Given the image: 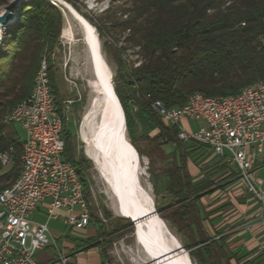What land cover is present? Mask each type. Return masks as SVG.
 <instances>
[{"label": "trees", "instance_id": "16d2710c", "mask_svg": "<svg viewBox=\"0 0 264 264\" xmlns=\"http://www.w3.org/2000/svg\"><path fill=\"white\" fill-rule=\"evenodd\" d=\"M144 1L140 11L134 9L133 16L120 22L130 30L129 40L138 45L143 60L129 74L122 72L123 62L118 60L117 74L123 88L114 83L113 93L124 115L133 153L146 155L151 162V152H144L135 141L132 100L140 106L137 114L143 123L148 128L160 129L154 139L167 142L175 136L179 147L177 128L166 125L151 103L162 101L165 106H179L187 95H231L246 85L264 80V0H231L225 7L221 5L229 0ZM5 3L7 0H0V5ZM60 26L61 17L55 7L46 0H28L22 3L18 17L1 40L0 153L12 145L14 163L3 171L0 162V191L20 173L23 140L16 137L12 123L5 120L8 110L30 93L40 58L44 51L51 53ZM97 29L103 37L102 29ZM9 40L13 49L5 50L3 46ZM134 84L138 87H133ZM52 92L55 102L59 103L57 91L52 89ZM57 109L62 111V104H57ZM65 129V159L75 166L87 188L82 174L85 161L74 158L70 132ZM180 151L176 156L172 150L167 156L171 164L165 170L168 180L164 190L171 198L166 205L169 212L163 217L181 230L191 231L194 225L196 235L190 236L186 246L197 264H206L207 257L224 256V246L202 233L195 201L209 186L205 180L192 181L184 151Z\"/></svg>", "mask_w": 264, "mask_h": 264}, {"label": "built area", "instance_id": "2783aa9c", "mask_svg": "<svg viewBox=\"0 0 264 264\" xmlns=\"http://www.w3.org/2000/svg\"><path fill=\"white\" fill-rule=\"evenodd\" d=\"M57 104L61 103L54 102L48 90L45 63L30 100L11 112L10 120L25 130V151L21 173L0 194V264H37V252L50 243L49 219L60 218L72 231L91 221L64 156ZM151 106L167 125L177 128L178 140L205 144L235 164L247 189L261 198L252 173L264 161V83L258 80L231 96L187 95L179 106H165L162 101ZM12 147L0 156L2 166L12 161ZM40 212L45 221L35 217ZM53 245L57 262L67 264L64 250Z\"/></svg>", "mask_w": 264, "mask_h": 264}, {"label": "rangeland", "instance_id": "374dc122", "mask_svg": "<svg viewBox=\"0 0 264 264\" xmlns=\"http://www.w3.org/2000/svg\"><path fill=\"white\" fill-rule=\"evenodd\" d=\"M46 1L48 5L55 7L59 11L61 26L51 53H46V51H44L42 57L45 55L48 61V75L50 81H52V84H50L51 88L57 91L59 103H63L64 109L68 112L66 126L67 130L70 132V141L72 143L74 158H82L85 161V163L82 164V174L86 179L87 188L85 187V192L92 221L87 228L97 230L96 236L97 239H99L100 247L103 251L108 252L106 259L109 261V264H153L151 259L148 260L147 253L142 244L135 239V225L131 222L130 218L120 212L122 205L110 192V189L95 167L94 161L85 154L86 147L84 143H82L81 135H79L82 117L89 107L90 98L92 96L89 81L97 79L100 73L95 67L91 55L88 52L83 34L85 27L82 25L78 15L83 17L92 29L99 51L112 72V85L118 83L123 88L122 80L117 74L118 60L122 59V72L129 74L143 59L138 51V45H135L133 41L129 40L130 30L125 28L120 22L133 16L135 11H140L145 1ZM11 2H15L17 7L14 10L15 16L10 24L18 17L22 3H26L28 0H7V3L0 5V11ZM230 3L231 0L225 1L221 6L225 7ZM97 28L102 29V33L104 34L103 37L99 36ZM7 32L8 29L4 31L1 38L7 36ZM3 48L5 50L13 49L12 46H10V40ZM42 57L40 61L45 58ZM40 61L39 64L41 63ZM135 86L137 85L134 84L133 87ZM125 94H128L126 90ZM11 96V94L7 96L8 100H10ZM139 108V104L135 100H132L131 109L135 120V141L144 152H151V162L150 158L146 155L133 153L130 146L131 141L125 126V118L118 104L117 113L124 124L126 142L130 147L131 157L138 164L140 182L147 192L151 194L157 214L164 220L170 231L176 235L181 243H183L185 241L183 234H178L176 228L172 227L163 217L167 216L169 212L166 205L171 198L164 190V183L168 180L166 179L167 175L165 174V170L171 164V160L167 158V156L173 150V146H176L177 140H174L175 136L167 142H163V139H154L160 132V129L157 127L148 128L137 114ZM10 110L11 109L8 111ZM11 123V128L15 131L16 137L23 140L25 138L24 128L19 123ZM184 125H187L186 120H184ZM161 151L164 154H162ZM13 163L14 160L9 162V164L4 166L3 171L8 170ZM48 226L51 231L50 233L56 236L60 233H66L71 236L81 237L84 236L87 231L86 228L77 231L66 229L60 218L49 219ZM185 249L187 252L190 250L188 246H186ZM226 250H228L227 247ZM188 255L192 263L197 264L195 258L190 254ZM231 255V251H225L222 257L221 255H217L214 258L207 257L206 264H229L230 261L235 264L232 258H228Z\"/></svg>", "mask_w": 264, "mask_h": 264}, {"label": "crops", "instance_id": "0c3cea01", "mask_svg": "<svg viewBox=\"0 0 264 264\" xmlns=\"http://www.w3.org/2000/svg\"><path fill=\"white\" fill-rule=\"evenodd\" d=\"M180 149L184 151L187 172L192 181L205 180L209 186L195 201L202 233L209 236V240L223 244L224 251H231L232 255L228 258H232L235 264H264V161L258 163L252 173L253 182L261 191L259 198L247 189L239 177L237 166L214 154L207 145L180 141L179 147L173 146L176 156L182 152ZM35 217L46 220L42 212ZM61 222L64 228L69 229ZM168 223L176 228L178 234H183L185 241L179 242L185 249L190 236L196 235L194 225L188 231L178 229L171 221ZM87 226L86 234L81 237L51 233V242L36 254L37 264H59L53 242L64 250L67 264H109L106 259L108 252L100 247L97 230ZM230 264L233 263L230 261Z\"/></svg>", "mask_w": 264, "mask_h": 264}, {"label": "bare ground", "instance_id": "6f19581e", "mask_svg": "<svg viewBox=\"0 0 264 264\" xmlns=\"http://www.w3.org/2000/svg\"><path fill=\"white\" fill-rule=\"evenodd\" d=\"M82 25L85 27L84 40L93 63L100 73L97 79L89 81L92 96L90 98L89 107L83 114L80 132L81 140L86 150L85 154L90 157L100 173L103 181L106 183L110 192L122 205L121 213L128 216L135 224V239L144 247L148 260H154L156 257L171 253L173 250L181 248V244L177 237L170 231L164 220L157 214L143 222L136 219L153 210L156 212L154 201L149 192L142 186L139 179V167L133 160L130 153V147L126 142L124 135V124L120 120L117 107L118 101L113 93L112 72L99 51L97 42L93 36L91 27L83 17L78 15ZM2 40V39H1ZM48 61L46 58L40 63L38 70L33 79V85L28 96L21 100L29 101L33 95L34 88L38 83V74L42 65L46 63L47 86L49 92H52L48 73ZM264 83V80H260ZM241 91V90H240ZM115 92V91H114ZM192 95L200 96V98H217L218 96H205L200 93ZM231 95H219L226 97ZM53 101L54 94H53ZM21 102L17 103L7 114L6 119L10 121L11 112L21 109ZM156 102V101H155ZM58 128L64 134L68 121V112L58 110ZM163 120V119H162ZM164 121V120H163ZM104 134V135H102ZM25 151V138L22 142V154L20 156V173L23 167ZM6 152V149L0 153V156ZM14 149L12 147V159ZM72 173L78 181L79 197L85 205V212L91 219L90 207L87 202L85 187L75 166L70 163ZM15 181V180H14ZM14 181L12 183H14ZM4 187L0 194L3 192ZM174 261H166L164 264H193L188 253L181 251L178 255L173 256Z\"/></svg>", "mask_w": 264, "mask_h": 264}, {"label": "water", "instance_id": "95a60500", "mask_svg": "<svg viewBox=\"0 0 264 264\" xmlns=\"http://www.w3.org/2000/svg\"><path fill=\"white\" fill-rule=\"evenodd\" d=\"M16 7L17 6H16L15 2H11L8 6L4 7V9L0 11V43H1V39H2L1 38L2 34L8 28L10 22L12 21V19L15 16L14 10L16 9ZM153 215L157 216V213H155L154 210L152 212H148V213L138 217L136 220L143 222L145 220L150 219V217ZM132 223L134 224L133 220H132ZM135 232H136V228H135ZM181 251H184L187 253V251L181 247L179 249L173 250L171 253L156 257L154 260H151V261L153 264H164L168 260L174 261V259H172V257L178 255Z\"/></svg>", "mask_w": 264, "mask_h": 264}]
</instances>
